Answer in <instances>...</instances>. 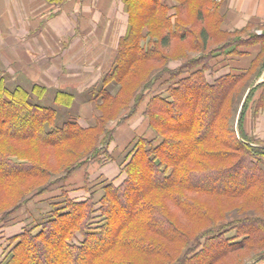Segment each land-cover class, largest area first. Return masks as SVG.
I'll list each match as a JSON object with an SVG mask.
<instances>
[{
  "label": "trees",
  "instance_id": "1",
  "mask_svg": "<svg viewBox=\"0 0 264 264\" xmlns=\"http://www.w3.org/2000/svg\"><path fill=\"white\" fill-rule=\"evenodd\" d=\"M123 1L129 27L119 37L113 65L103 79L104 86L115 80L120 87L114 95L102 88L98 105L102 114L93 125L84 127L75 120L55 124V108L30 102L22 87L10 90L0 70V114L4 115L0 118V183L8 185L15 177L45 179L41 186L59 184L67 190L66 179L84 164L82 157L96 150L100 139L106 146L112 138L105 124L115 106L120 114L126 102L139 104L143 89L166 76L165 82H174L167 88L169 99L153 96L146 108L155 137L143 139L144 144L135 149L124 165L126 178L121 184L108 187L102 197L105 221L99 229L87 230L86 201H62L57 216L38 235L20 233L16 251L5 264H21L22 253L27 257L35 240L48 244L55 237L62 249L55 259H68L73 252L72 264H264V169L253 157L264 150V142L263 146L251 143L242 130L244 113L260 87L263 95L258 101L264 103V78L255 83L264 71V25L259 34L247 30L261 25L253 21L235 30L224 29L222 0H196L192 8L193 0H175L174 13H168L165 1L147 0L140 14L136 0ZM187 15L195 20H187ZM157 16L159 23L153 21ZM156 26L163 28L160 37L154 36ZM180 41L189 51H183L180 67H168L171 57L163 50ZM254 44L260 49L247 69L211 81L207 78L219 56L240 53V46ZM149 62L156 65L137 85L142 90L135 89L125 99L122 91L128 79ZM73 97L58 89L54 101L69 105ZM10 103L16 108L5 110ZM22 109L35 113L26 116ZM177 119L181 121L175 123ZM159 137V143L152 144ZM24 140H33L37 155H24L25 145L19 146L22 151L10 148L14 141ZM10 154L28 158L19 163ZM244 164L251 168L252 177L229 181ZM143 172L149 181L137 188L133 180ZM53 176L57 178L51 180ZM120 196H134L135 203L128 213L121 211V219L113 224V213L123 200ZM17 206L8 207L7 215ZM75 230L83 233L81 245L68 239Z\"/></svg>",
  "mask_w": 264,
  "mask_h": 264
},
{
  "label": "rangeland",
  "instance_id": "2",
  "mask_svg": "<svg viewBox=\"0 0 264 264\" xmlns=\"http://www.w3.org/2000/svg\"><path fill=\"white\" fill-rule=\"evenodd\" d=\"M136 1L137 6H135V10L138 12V14H140L141 12L145 11L149 2L147 0ZM162 1L167 2L168 6H170L168 13L175 12V0ZM195 1L196 0L191 1V8L193 7V3L195 4ZM69 2H71V0H63L62 2L55 4L57 6L64 3L62 7H67L68 5H70ZM92 3L94 6V0L92 1ZM72 4L73 7L79 5L78 1H73ZM111 5L112 7L110 15H105L104 18H107V20L112 23L111 25H115V28L118 29V33H122L123 31L125 33L129 27V14L124 8V1L112 0ZM19 11L21 12V9H19ZM10 16L11 18L13 17L12 13H10ZM19 17L23 18L22 15H19ZM16 18L18 19V16ZM186 19L195 20L193 15H187ZM153 21L159 23V17H154ZM204 24H206V22H204ZM263 25L264 23H261V25H258L257 27L255 25H252L248 27L247 30L259 34L262 32ZM156 27H158V30L156 29V31L153 32L154 36L160 37L163 32V28L160 26ZM146 31L147 29H145L144 32ZM10 36L11 35L8 34L7 30H5L4 33L3 31H0V39H2L3 37V41L0 40L1 55L7 54L8 47H12L8 46L9 44H11L10 41H12ZM145 43L146 42L143 41V44ZM17 49H22L21 42H19ZM183 51H189V49L186 48L185 44L182 41L171 42L170 47L163 50L166 55L171 57V59L167 63V66L172 68L180 67V65L184 61V57L182 56L185 52ZM162 64L163 62H160V65ZM8 65L9 64L2 65L3 68H0L1 75L4 77V85H6L10 90H13L16 86L22 87L27 91V97L30 102L46 107L55 108L56 114L53 122L58 125L62 124L63 121L68 120H75L78 123V116L76 115V108L78 103L76 102V100L90 101L96 104V111L94 112L93 122L92 120L89 122H92L91 125H93L95 123L96 117L102 114V111L98 106L102 102L99 94L102 88L106 87L105 90L114 95L120 87V83L116 82L115 80H109L104 86V75L102 79L96 80V85H93L90 89H88V91L80 94L78 97L74 96L69 105H64L56 103L54 101L57 90L55 91L53 88L46 89L45 87L33 84L32 81L25 79L22 74L17 75L15 80H8L7 76H4V67H8ZM154 65L156 64H151L150 62L145 63L142 71L136 72L135 76H130V79H128L126 86L122 91L125 99H128L135 89V91L138 92L142 90L141 88L139 89L137 85L140 84V81L143 82L145 80V75H148L151 67H153ZM163 78L164 79L156 81L152 86L143 89L145 96L143 98V101H141L139 104L134 105L135 103L133 102V100L126 102L127 106L122 107L123 110L120 114H117L115 106L113 114L117 115H112L113 117L107 120L105 124V127L107 129L112 130V138L109 140L106 146H101L103 144V140L100 139L98 141V148L96 150H91L87 153V155H84L82 157L85 158L84 164L74 170L66 179L68 181L67 190L62 191V188L59 187V184H51L47 187L41 186L42 184H44L43 182L47 181H45V179L33 180L30 178L21 179L15 177L10 180L12 182L8 185L0 183V264H5L7 261H9L10 258H12L14 252L16 251V245L21 237L19 236L20 233H23L26 230L30 232L31 236L38 235L42 231V229L45 228L44 225L57 216V211L61 208L62 201H64L65 203L67 202V200L74 202L86 201L89 207V217L85 221L87 230L93 231L95 229H99V227L105 221V214L102 209V197L106 195L107 192H109L108 187H110V185L117 186L121 184V182L126 178L124 165L132 157L135 149L138 146H141V144H144L143 139L151 140L155 137V132L149 126V116L146 114V108L153 96H162L166 99H169V92H167V88L174 82L173 80H168V82H165V79H167L166 76H164ZM207 78L209 79L208 76ZM263 78L264 71L257 78L255 83L262 81ZM259 89L254 93L250 105L249 107H247L244 113L242 120V130L244 132L245 139H248L253 144L259 143L261 144V146H263L262 143L264 142V124L262 125V129L260 128V126L257 128V117L264 111V103H262V101H258L260 95H263V90L261 87ZM254 99L256 100L254 101ZM6 105V108H4L5 110L16 108V106L13 107L11 103L10 105ZM190 109L191 108H189V111ZM20 113L27 116L30 113L33 114L35 112H26L22 109ZM187 113L190 115V112ZM3 116L4 115L0 114V118H3ZM179 121H181V119L174 120L175 123ZM135 123H137L136 127L133 126ZM130 126H133L134 128ZM160 139L161 138L159 137L152 144L156 145L157 143H159ZM115 142L116 148H112ZM31 143H34L33 140H24L17 142L14 141L13 146H10V148L13 149V147H17L19 150H21L19 146L25 145L26 151L23 153L24 155H37L35 144ZM1 147L7 149V146H4L3 144H1ZM72 147L76 148V146ZM17 148H15L16 151H18ZM79 148L80 149L78 151V154L82 155L83 151L81 152V147ZM10 155L11 159L18 161L19 163H21L22 160L27 161L28 158V156H22L24 159H17L15 154ZM253 157L258 165L264 169V150L258 151V153L256 155H253ZM251 173V168L248 165L244 164L241 169L236 170L232 173L229 181L235 182L239 179L251 176ZM56 178L55 176H53L51 180H55ZM194 180L199 183H205L202 178H195ZM148 181V175L143 172V176L141 177L140 175L139 179H134L133 184H136L135 186L139 188L143 184H146ZM220 182L221 179L218 180V184H220ZM63 192L65 193L62 194ZM120 197L123 198L122 196ZM192 198H194L193 195ZM134 203V196H125L120 205L117 207V210H115V212L113 213V224L121 219L120 214L128 213L129 211H131L134 207ZM12 205L18 206L11 214L7 215V211L13 208ZM232 233L233 231H231L228 235H231ZM68 239L74 245H81L83 233L81 231L75 230L74 234ZM41 242L35 240V247L30 249V252H27L28 254H31L30 256H28L27 254L26 257L24 255L26 253H22L23 258L21 264H72L74 260L73 252H70V256L68 259H55V255H59V251L62 250L56 237L52 238V240H50L48 244H43Z\"/></svg>",
  "mask_w": 264,
  "mask_h": 264
},
{
  "label": "crops",
  "instance_id": "3",
  "mask_svg": "<svg viewBox=\"0 0 264 264\" xmlns=\"http://www.w3.org/2000/svg\"><path fill=\"white\" fill-rule=\"evenodd\" d=\"M73 1L79 5L73 7ZM92 1L71 0L70 5L62 7L64 3L56 6L47 0H0V31L7 30L12 39L7 54H0V68L9 64L4 67V76L15 80L22 74L33 84L64 90L75 97L96 85V80L102 79L111 68L124 31L118 33L115 25L104 18L110 15L112 0H94V6ZM220 13L226 30L242 28L249 21L261 24L264 23V0H223ZM19 42L20 50L17 49ZM259 49L258 44L240 46V53L219 56L213 72L207 71L206 75L211 81L223 74L243 71ZM76 102L78 123L90 126L96 104ZM257 118V128L262 129L264 111ZM112 148H116V142Z\"/></svg>",
  "mask_w": 264,
  "mask_h": 264
},
{
  "label": "water",
  "instance_id": "4",
  "mask_svg": "<svg viewBox=\"0 0 264 264\" xmlns=\"http://www.w3.org/2000/svg\"><path fill=\"white\" fill-rule=\"evenodd\" d=\"M264 255V254H263ZM263 255H261V256H259V257H262ZM250 263V261L248 262V263H246V264H249Z\"/></svg>",
  "mask_w": 264,
  "mask_h": 264
}]
</instances>
